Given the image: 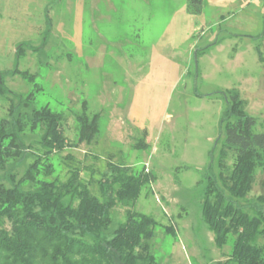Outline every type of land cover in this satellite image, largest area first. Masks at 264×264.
Segmentation results:
<instances>
[{
  "label": "rangeland",
  "instance_id": "obj_1",
  "mask_svg": "<svg viewBox=\"0 0 264 264\" xmlns=\"http://www.w3.org/2000/svg\"><path fill=\"white\" fill-rule=\"evenodd\" d=\"M53 1L0 0V73L17 67L35 76L29 82L20 74H3L0 118L6 114L9 101L16 103V94L24 98L34 90L33 102L20 109L29 112L32 107L47 104L51 109L65 112V135L74 141L75 122L68 108L79 110L85 101L89 113L100 112L96 141L66 148L53 156L56 169L62 171V157L71 155L74 158L71 163L82 167V176L89 182L84 192L94 197L98 192L95 180L107 169L109 160L123 161L135 172L141 169L150 172L153 179L141 187L133 209L157 221L150 241L155 264H218L225 260L232 237L222 248L214 244L212 232L201 215L204 188L201 179L212 149L219 145V142L214 144L225 101L215 91L237 90L245 110L256 119L255 131L264 130V35L257 36L263 23L249 20L235 28L250 9L264 13V2H255L260 7H254V3L241 4L239 13L227 22L230 25H224L230 31L226 35L217 29V19L210 12L195 33L193 53L195 48L209 47L198 52L196 64L194 54L183 60L185 74L169 86V94L163 85L139 86L132 105L133 112L144 115L139 119L125 115L123 108L126 105L128 108L130 102L124 105L123 101L114 100L116 91H123L121 86L110 84L108 70H99V76L91 71L89 74L78 71L79 77H72L73 69L63 65L65 60L58 42L45 31V6ZM167 19L163 13L161 20L154 22L148 41L164 30ZM213 23H216L214 28ZM209 26L213 29L209 30ZM19 46L21 53L16 56ZM183 54L180 49L178 56L181 58ZM140 72L138 68H127V73H131L128 79L133 81ZM65 73L70 75L69 79L64 77ZM128 97L132 99L130 93ZM143 134L146 147L137 149L134 143ZM35 139L37 133L23 137L25 143ZM31 160L32 155L27 153L18 166V176ZM51 182L39 180L38 184L49 187ZM263 191L264 171L258 170L250 196ZM36 195L47 194L38 191ZM111 217L107 237L125 219V207L117 204L111 210ZM167 225L173 227V234L165 231Z\"/></svg>",
  "mask_w": 264,
  "mask_h": 264
},
{
  "label": "trees",
  "instance_id": "obj_2",
  "mask_svg": "<svg viewBox=\"0 0 264 264\" xmlns=\"http://www.w3.org/2000/svg\"><path fill=\"white\" fill-rule=\"evenodd\" d=\"M203 4V0H187L186 10L199 14ZM45 23L49 29L48 8ZM208 47L194 49L195 64L198 52ZM19 50L20 46L16 56ZM8 72L29 82L35 78L17 67L1 72L0 94L4 92L3 74ZM215 92L222 94L225 104L214 144L219 145L212 149L201 179L202 219L217 248L232 237L226 259L218 264H264V191L250 196L257 171H264V130L255 131L256 119L245 110L237 90ZM16 96V103L9 101L0 118V264H155L150 241L157 221L133 209L152 174L109 160L95 180L97 197L86 194L89 182L82 176V167L71 163L74 158L62 157L63 169L58 171L52 157L66 148L94 143L100 112L89 113L85 101L79 110L68 108L76 129L75 140L69 141L65 112L47 104L26 112L20 107L33 102L34 90L24 98ZM28 133H37L38 139L25 143L23 137ZM144 136L136 140L135 148L146 147ZM27 153L32 160L18 176V166ZM39 180L52 181L51 186H40ZM38 191L47 195L37 196ZM117 204L125 207V219L107 237L111 210ZM164 229L174 232L171 225Z\"/></svg>",
  "mask_w": 264,
  "mask_h": 264
},
{
  "label": "crops",
  "instance_id": "obj_3",
  "mask_svg": "<svg viewBox=\"0 0 264 264\" xmlns=\"http://www.w3.org/2000/svg\"><path fill=\"white\" fill-rule=\"evenodd\" d=\"M203 1L201 13L195 15L187 12V0H54L52 5L45 6L51 22L45 31L48 37L58 42L63 53L61 57L65 60L63 65L73 69L72 77H79L78 71L80 74L91 71L99 76V70H108L110 84L121 86L123 91H116L114 100L123 101L124 105L130 102L128 108L127 105L126 108L121 106L125 115L140 119L144 115H137L132 108L139 86L149 83L163 85L169 94V86L185 74L181 63L192 57L195 33L210 12L217 19V24L213 23L212 27L216 24L217 29L226 35L230 31L224 25H230L227 22L239 13L241 4L254 3V7H260L255 2H264ZM163 13L168 18L164 30L148 41L151 29L156 25L154 22L160 21ZM242 17L243 21H239L235 28L242 27V23L245 25L249 20L263 23L264 13L250 9ZM180 49L184 53L181 58L178 56ZM127 68H138L141 72L131 81ZM66 76L69 79L70 75L65 73ZM129 93L132 99H129Z\"/></svg>",
  "mask_w": 264,
  "mask_h": 264
}]
</instances>
